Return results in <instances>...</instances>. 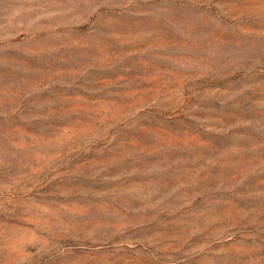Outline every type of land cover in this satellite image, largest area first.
Masks as SVG:
<instances>
[{
    "label": "rangeland",
    "instance_id": "obj_1",
    "mask_svg": "<svg viewBox=\"0 0 264 264\" xmlns=\"http://www.w3.org/2000/svg\"><path fill=\"white\" fill-rule=\"evenodd\" d=\"M0 264H264V0H0Z\"/></svg>",
    "mask_w": 264,
    "mask_h": 264
}]
</instances>
